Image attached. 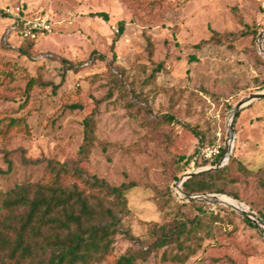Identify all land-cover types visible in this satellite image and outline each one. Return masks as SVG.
I'll return each mask as SVG.
<instances>
[{
  "label": "rangeland",
  "instance_id": "1",
  "mask_svg": "<svg viewBox=\"0 0 264 264\" xmlns=\"http://www.w3.org/2000/svg\"><path fill=\"white\" fill-rule=\"evenodd\" d=\"M15 6L52 27L32 55L21 53L15 33L3 40L12 24L4 10ZM98 12L107 20L92 16ZM262 32L264 0H0V128L19 118L27 127L0 136V191L41 180L44 160L74 158L84 118L93 114L86 168L112 186L133 184L124 225L134 237H147L152 223L166 225L175 213L200 215L177 204L204 203L186 201L177 183L228 163L211 162L210 151H225L235 105L264 93ZM30 80L41 84L24 103ZM232 128L235 183L218 185L239 199L216 194L219 204L203 210L232 221L218 229H235L234 236L224 250L205 241L184 264H264V235L222 203L234 199L264 216V100L242 108ZM237 163L251 172L238 173ZM139 247L118 234L102 264ZM161 252L134 264H173ZM224 255L231 262L212 261Z\"/></svg>",
  "mask_w": 264,
  "mask_h": 264
},
{
  "label": "trees",
  "instance_id": "2",
  "mask_svg": "<svg viewBox=\"0 0 264 264\" xmlns=\"http://www.w3.org/2000/svg\"><path fill=\"white\" fill-rule=\"evenodd\" d=\"M28 14L25 11L24 15ZM92 16L107 20L103 12ZM44 36L40 35L36 40L19 39V50L23 55H32ZM34 84L40 85L41 82L30 80L27 83L24 103ZM13 131L27 132L23 119H9L0 128V136ZM94 140L95 122L93 114H90L84 118L83 138L74 158L65 162L44 160L45 172L41 180L23 182L6 192L0 191V264H102L112 255L114 239L121 233L140 247L128 249L126 254L106 264H134L159 251H162V262L184 264L207 240L219 250L230 245L235 229L227 232L218 227L229 226L232 221L218 215H207L203 210L206 204L200 202L177 203L198 208L200 215L187 218L175 213L166 225L152 223L147 237H134L124 225L129 215L127 195L133 184L112 186L88 172L86 165ZM213 144L215 142L204 145ZM223 154L224 148L215 163ZM233 161L236 159L231 156L228 163L218 170L192 175L182 183L181 191L188 195L228 194L239 199L218 185L235 183L230 175ZM236 169L244 175L251 172L240 163ZM258 218L264 221L263 215ZM239 219L256 229L249 221ZM221 260L231 262L225 255L212 259L214 262Z\"/></svg>",
  "mask_w": 264,
  "mask_h": 264
},
{
  "label": "water",
  "instance_id": "3",
  "mask_svg": "<svg viewBox=\"0 0 264 264\" xmlns=\"http://www.w3.org/2000/svg\"><path fill=\"white\" fill-rule=\"evenodd\" d=\"M263 41H264V32H262L258 36V51L262 55V57L264 59ZM263 97H264V93H256V94H253V95L245 98L244 100L238 102L235 105V107L233 108V114H232L231 120H230V122L228 124V134H227L228 143H227L226 148H225L227 160L229 159V155H230V153L232 151V140L234 138V131H233V128H232L233 121L235 120L237 114L239 113V111L242 108L250 105L254 101H257V100L262 99ZM217 168H219V167L217 166V167H215L213 169H209V170H216ZM194 174H196V173H191V174L183 175L179 179V181L177 183V189L183 195V198L186 201H188V202H190V201H201V202H204V203H207V204H219L218 199H217V196L218 195H216V194H208V195H188V194H185V193H183L181 191V185H182V183L186 179H188L189 177H191ZM234 211H236L244 220L249 221L253 226L256 227V229H258L264 235V221H262L261 219H259L258 217H256L249 210L241 209V210H234Z\"/></svg>",
  "mask_w": 264,
  "mask_h": 264
},
{
  "label": "built area",
  "instance_id": "4",
  "mask_svg": "<svg viewBox=\"0 0 264 264\" xmlns=\"http://www.w3.org/2000/svg\"><path fill=\"white\" fill-rule=\"evenodd\" d=\"M5 15L11 19L12 24L6 30L4 41L8 39V37L15 33L19 39H30L36 40L40 35H47L52 32V27L47 19L44 18H31L27 15H24L25 11L19 6L10 7L9 9H5ZM204 152V151H203ZM221 147H217L214 150L210 151L213 159L211 162L220 155ZM220 161V162H219ZM218 162L223 166L227 162L226 152L224 151L223 156L220 158Z\"/></svg>",
  "mask_w": 264,
  "mask_h": 264
},
{
  "label": "bare ground",
  "instance_id": "5",
  "mask_svg": "<svg viewBox=\"0 0 264 264\" xmlns=\"http://www.w3.org/2000/svg\"><path fill=\"white\" fill-rule=\"evenodd\" d=\"M230 201V200H229ZM218 202H220V200H218ZM222 203H224V204H228L229 206H231L232 208H234L235 210H241L242 208H240V207H238L237 205H242V206H244L243 204H241V203H239L238 201H236V200H234L233 199V201H230V203H228V202H226V201H224V202H222ZM237 207H236V206Z\"/></svg>",
  "mask_w": 264,
  "mask_h": 264
}]
</instances>
